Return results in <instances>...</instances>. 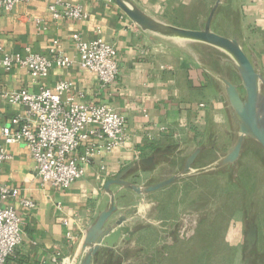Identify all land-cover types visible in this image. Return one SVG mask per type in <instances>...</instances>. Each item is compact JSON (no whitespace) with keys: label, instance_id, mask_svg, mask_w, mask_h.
Returning a JSON list of instances; mask_svg holds the SVG:
<instances>
[{"label":"crops","instance_id":"obj_1","mask_svg":"<svg viewBox=\"0 0 264 264\" xmlns=\"http://www.w3.org/2000/svg\"><path fill=\"white\" fill-rule=\"evenodd\" d=\"M54 1L36 0L1 11L0 45L4 53L22 56L39 53L49 57H54L51 49L56 47V54L69 57L71 65L54 64L48 75L39 79H33L20 67L10 70L0 67V89L37 93L41 87L54 89L58 82L68 81L72 85L69 94L74 100L106 104L123 117L125 139L110 151L95 152L89 161L81 164L82 177L68 188L60 189L42 182L37 176L35 161L23 143L6 144L0 136L9 155L1 164L0 185L18 191L3 205L15 208L22 236L7 259L8 264H60L62 260L78 264L83 254L84 233L109 201L104 191L109 179L136 164L125 177L128 181L138 185L161 181L164 172L178 173L187 156L197 147L205 146V149L196 161L208 152L217 154L219 149L228 150L236 134V124L222 85L204 68L213 69L233 81L229 72L234 68L220 62L218 51L198 43H171L145 32L114 0H66L82 8L85 17L80 19L54 18L49 10ZM133 1L156 18L192 29L198 28L215 2ZM228 2L237 3L239 7V21L232 33L238 36L256 70L264 76V68L260 65L264 58V0H226L222 5ZM178 14L195 23L173 21ZM214 23L215 19L213 26ZM75 33L85 40L100 37L115 47L119 74L114 83L102 86L93 72L79 65L72 41ZM193 46L213 50L210 57L223 66V70L203 61L202 53L194 51ZM24 115L22 104H12L1 98L0 133L5 127L14 130L19 123L16 118ZM95 143L94 137L81 142L75 155L83 156ZM150 156H154L151 165L139 163ZM174 184L146 196L112 186L118 206L115 217L124 213L140 220L134 224L131 220L124 222L123 225L132 226L130 241L121 239L113 251H101L95 257V264H161L162 260L156 256L164 247L174 246L168 236L174 233L172 225L184 215L180 207L165 212L168 201L163 199L164 193L172 190ZM180 197L181 190L179 200ZM21 199H29L34 206L25 207ZM189 234L192 231L179 228V245L185 246L183 240H187L185 236ZM119 252L121 256L115 258Z\"/></svg>","mask_w":264,"mask_h":264},{"label":"built area","instance_id":"obj_2","mask_svg":"<svg viewBox=\"0 0 264 264\" xmlns=\"http://www.w3.org/2000/svg\"><path fill=\"white\" fill-rule=\"evenodd\" d=\"M34 1L0 0V12ZM49 10L54 18L85 17L79 5L72 6L66 0H55ZM72 41L82 68L93 72L102 86L115 82L119 68L117 52L112 44L100 37L85 40L78 33L72 35ZM56 52V47H53L51 53L55 54L54 57L39 53L22 56L4 53L0 45V67L5 70L20 67L26 69L33 79L44 78L54 64L68 67L72 63L69 57ZM71 86L68 81H60L54 89L41 87L37 93L0 89V99L5 98L9 103L25 107V115L15 120L19 122L18 126L14 130L3 128L0 136L4 137L6 144L23 143L35 161L37 176L42 182L60 189L68 188L82 177L84 171L81 164L89 161L95 152L102 149L110 151L125 139L121 115L106 104L74 100L69 94ZM90 137H94L97 143L89 147L83 156H76L81 142ZM8 157L5 146L0 142V169ZM17 193V189L0 185V264H8V257L22 239L20 218L15 208L3 205L9 196H16ZM21 203L29 208L34 206L29 199H21ZM60 264H68V261L62 260Z\"/></svg>","mask_w":264,"mask_h":264},{"label":"rangeland","instance_id":"obj_3","mask_svg":"<svg viewBox=\"0 0 264 264\" xmlns=\"http://www.w3.org/2000/svg\"><path fill=\"white\" fill-rule=\"evenodd\" d=\"M219 9L213 29L220 34L231 36L239 21L238 4L228 2ZM180 15L172 20L195 23L184 20ZM207 15L208 10L205 18ZM193 50L198 54L202 53L203 61L211 62L223 70V66L210 57V51L213 50L195 46ZM260 63V67L264 68V58H261ZM229 74L234 82H240L233 69ZM262 77L264 79V76ZM226 151V148H222L217 154H204L195 162L194 168L211 163ZM172 174L176 173H162L164 177L161 180ZM171 189L163 195V199L171 206L168 208L166 204L165 212H172L180 207L184 215L172 225L175 226L174 233L168 236L174 246L164 247L156 256L162 260L161 264H245V237L249 220H252L257 228V240L248 254V264H264V150L258 143L247 139L235 164L184 178L176 182ZM179 228L192 231V234L185 236L187 240H183L186 241L185 246L179 245ZM146 255L147 253L143 255L145 262L148 260Z\"/></svg>","mask_w":264,"mask_h":264},{"label":"water","instance_id":"obj_4","mask_svg":"<svg viewBox=\"0 0 264 264\" xmlns=\"http://www.w3.org/2000/svg\"><path fill=\"white\" fill-rule=\"evenodd\" d=\"M225 1L215 0L207 17L200 21L198 28L191 29L179 27L156 18L133 0H114L141 30L175 44L198 43L206 45L220 53L218 58L222 64L229 63L234 68L240 79L239 83H234L227 76L204 66L222 85L232 118L236 124V134L227 152L203 167L194 168L197 158L205 149V146H199L187 156L178 173L164 180L148 185H138L128 181L125 177L136 164L126 167L115 178L109 179L104 185V191L109 196V201L84 233L81 245L83 254L78 264H95V257L101 251H113L120 244L121 239L129 242L133 235L132 226L123 225V223L131 220L134 224L140 220L138 217H129L124 213L115 217L118 206L112 186H119L121 189L130 190L136 195L146 196L169 187L184 178L217 171L235 164L241 156L247 139L255 141L264 150V79L245 53L237 35L229 37L213 29L214 19ZM153 162L154 156L139 161L143 166H149ZM256 240L257 228L254 222L249 220L245 237V264L249 263L248 254L253 249ZM121 254L122 252H119L115 258H119Z\"/></svg>","mask_w":264,"mask_h":264}]
</instances>
